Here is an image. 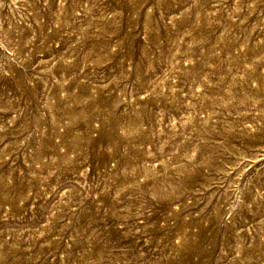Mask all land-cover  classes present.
I'll list each match as a JSON object with an SVG mask.
<instances>
[{
	"label": "rangeland",
	"instance_id": "374dc122",
	"mask_svg": "<svg viewBox=\"0 0 264 264\" xmlns=\"http://www.w3.org/2000/svg\"><path fill=\"white\" fill-rule=\"evenodd\" d=\"M0 264H264V0H0Z\"/></svg>",
	"mask_w": 264,
	"mask_h": 264
}]
</instances>
